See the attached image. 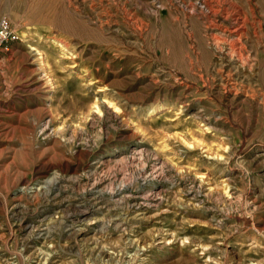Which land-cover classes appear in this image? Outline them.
Listing matches in <instances>:
<instances>
[{
  "label": "rangeland",
  "instance_id": "obj_1",
  "mask_svg": "<svg viewBox=\"0 0 264 264\" xmlns=\"http://www.w3.org/2000/svg\"><path fill=\"white\" fill-rule=\"evenodd\" d=\"M201 2L0 0V264H264V40L227 79Z\"/></svg>",
  "mask_w": 264,
  "mask_h": 264
},
{
  "label": "bare ground",
  "instance_id": "obj_2",
  "mask_svg": "<svg viewBox=\"0 0 264 264\" xmlns=\"http://www.w3.org/2000/svg\"><path fill=\"white\" fill-rule=\"evenodd\" d=\"M243 3L244 5L240 6L231 0H202L201 3L191 4L190 7V18H195L201 24L204 36L208 41L212 40L217 49L220 47L219 37L216 38L213 33L216 32L222 36L221 43L224 45V49L220 48L219 62L220 66L224 67L225 65L229 68L228 74H226L227 79L238 76L239 67L244 61L241 56L242 52H240L242 39L248 37V39L256 38L258 42L264 40V23L254 17L252 1L243 0ZM262 4H264V0H262ZM188 36L192 38V35ZM248 67H250L249 64ZM107 103L112 105L109 101Z\"/></svg>",
  "mask_w": 264,
  "mask_h": 264
},
{
  "label": "built area",
  "instance_id": "obj_3",
  "mask_svg": "<svg viewBox=\"0 0 264 264\" xmlns=\"http://www.w3.org/2000/svg\"><path fill=\"white\" fill-rule=\"evenodd\" d=\"M17 34L13 31L6 18L0 19V51L7 49L11 42L17 41Z\"/></svg>",
  "mask_w": 264,
  "mask_h": 264
}]
</instances>
